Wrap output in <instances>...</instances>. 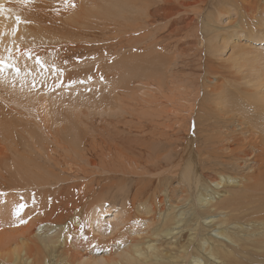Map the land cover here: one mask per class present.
Returning a JSON list of instances; mask_svg holds the SVG:
<instances>
[{
    "label": "bare ground",
    "instance_id": "1",
    "mask_svg": "<svg viewBox=\"0 0 264 264\" xmlns=\"http://www.w3.org/2000/svg\"><path fill=\"white\" fill-rule=\"evenodd\" d=\"M0 4L5 8L0 13V54L6 56L9 48L14 53L17 48L31 49L49 65L42 75L37 74L33 60L19 56L17 66L22 72L25 65L32 69L36 85L29 75L23 84L17 78L13 86L10 70L4 74L6 79L0 80V264H264V50L259 52L248 42L264 41V0H72L69 4L64 0H28L27 4L0 0ZM81 23L124 34L119 35L124 37L120 41L118 36H113L115 41L110 36L104 39L116 42L110 54L101 45L103 54L96 53L98 61L95 53L90 56L100 64V56L105 55L111 63L105 67L111 66L120 82L125 77L133 87L145 90L143 106L159 108V133L146 129L151 134H144L149 144L140 132L141 138L137 136L131 143L133 136H129L126 147V138L121 146L100 140L105 138L103 134L88 141L66 111L68 104H87L96 93L62 78L69 67L76 69L69 76L82 72L77 71L83 57L79 53L82 45L87 46L75 41L79 36L72 37ZM140 29L159 31V57L153 55V45L150 48L137 41L139 36L134 33L138 35ZM127 32L137 38L131 41ZM84 40L82 43H87ZM227 49L230 51L223 57ZM124 50L126 54L120 57ZM208 52L212 56L219 53L220 62L208 58ZM173 53L195 62L197 75L185 79L188 72L174 69ZM70 58L78 62L72 59L74 64L69 65ZM53 64L63 69L62 76L51 70ZM95 66L99 71V65ZM99 78L96 83L108 81ZM93 79H89L91 83ZM110 85L107 87L112 88ZM172 119L177 122L169 123ZM145 152H150L149 156L145 157ZM150 167L163 176L159 180L150 177ZM111 169L117 173L118 183L146 175L149 185L121 203L126 220L129 215L139 221L133 225L129 219L119 231L122 237L126 230L129 244L96 257L89 255V249L97 240L87 227L82 235L80 226L91 204L99 200L92 199L97 189L107 195L114 187L111 179L115 175L106 176L107 180L104 177L105 181L97 177ZM68 174L95 176L85 187L73 190L74 194L67 191L69 204L54 209L50 187L67 180ZM175 179L181 184L177 201L174 187L178 185L170 187ZM64 188L63 192L68 189ZM19 204L26 207L17 217ZM21 219L26 222L20 223ZM130 229L134 233L128 234Z\"/></svg>",
    "mask_w": 264,
    "mask_h": 264
},
{
    "label": "rangeland",
    "instance_id": "2",
    "mask_svg": "<svg viewBox=\"0 0 264 264\" xmlns=\"http://www.w3.org/2000/svg\"><path fill=\"white\" fill-rule=\"evenodd\" d=\"M84 24V23H83ZM82 23H81V26L83 27L84 25H83ZM81 26H78L77 27V32H76V35L75 36H72L73 35V33L71 34V36L72 37H76V36H79V38H77V40H75V41H78V43L79 44H85L86 46H87V48L84 46V45H82L83 46V48H82V50H81V52H82V54H81V52L78 54L79 56H80V58H81V56H83L81 59L79 58V56L77 57V58H79L80 60V62H79V67H80V69L81 70H77V71H82V72H78L79 74H77V76H75V75H71V76H69L68 74L69 73H71L70 71H72V69L69 67L68 69H66L65 70V77H64V75L62 76V78L63 79H65V78H69L68 79V82H70V81H76L75 82V84H80V85H82V86H80L79 88L80 89H83V88H87V91L88 90H94V91H96V93L94 94V96H90L88 99H87V104L84 102V101H82V102H79V103H77L76 105H70V104H68L69 105V107L66 109V111H68V112H70L71 113V116H72V121H74L75 123H76V125H77V127H78V129L81 131V133L82 134H85L86 136H87V138H88V141H91V140H89V139H91L92 137L91 136H93V137H97L98 139H100V140H104L105 142H113V143H116V144H120L121 146H123L124 144V147H126V145L128 144H130L131 142H132V139H136V140H138V138H141L140 137V134H139V132L140 133H143V134H141V135H143V139H145L144 141L146 142L147 141V143L149 144V142H150V139H149V137L148 136H146V135H144V134H148L149 133V131H147V130H150L151 131V133H153L154 131V133H159V131L157 130V129H159V108H157V109H152V108H154V106H147L146 104H145V106H143L144 105V103L145 102H143L142 100H144L143 98H145V97H147V96H143V93L145 94V90H143L142 88H139V87H133V85L131 84V82L127 79V78H123L122 80H121V82H120V80H119V78H117V75L114 73V71L113 70H110L112 67L110 66L109 68L108 67H105V66H108L109 64L111 65V63H108V61H106L107 60V58L105 57V55L104 56H100V58H99V60L101 59V61H99L100 62V64L97 62L98 61V53L100 52V54L102 53V49L101 48H104L103 49V51H107L106 53L108 54H110V52H111V48H113L114 46H115V44H116V42H114L113 44H112V42H107V40H104L106 37H109L111 40H114L117 36V40H121L122 38H124L123 36H120L119 37V35H124V34H121V33H119V32H117L116 30L114 31V28H110V29H108V32L106 31L107 30V28H106V30L104 31L103 29H105V27L102 29V26L100 27V29H99V27L98 26H94L92 29L90 28V27H86V26H84L83 28L81 27ZM81 27V28H80ZM86 27V28H85ZM95 27H96V29H95ZM85 28V29H84ZM87 28L89 29V30H87ZM101 29H102V32L103 33H101ZM81 30V31H80ZM84 30V31H83ZM100 32H98V31ZM113 30V31H112ZM145 30H148V29H143V31H141V29H140V31H138L139 32V34L137 35L136 33H134L135 34V36H139L138 38L139 39H137V41L139 40V41H141L142 43H144V44H148L149 45V47L151 48L152 47V45H153V47H152V51H153V55H155V56H158L159 57V31H152V30H148V31H146V33H145ZM91 33H90V32ZM112 31V32H111ZM80 32V33H79ZM83 32H85V34H86V36L84 37L85 38V40H84V38L82 39L81 38V36H83V35H85ZM97 32V33H96ZM114 32V34H110V33H113ZM142 32H143V35H141L142 34ZM106 33H108V34H106ZM115 33H117V34H115ZM128 33V32H127ZM151 33H153V35L151 34ZM83 34V35H82ZM88 34V35H87ZM95 34V35H94ZM100 34V35H99ZM103 34V35H102ZM106 34V35H105ZM128 34H130V36L132 35V36H134V34H131L130 32L128 33ZM149 34H151L149 37H147ZM156 34V36H154ZM105 35V36H104ZM116 35V36H115ZM140 35H141V37H140ZM93 36V37H92ZM99 36H101V37H99ZM115 38H114V37ZM129 36V35H128ZM127 36V38L128 39H132L131 41H134L133 39H136L137 37H135L134 36V38L131 36V37H128ZM152 36H153V38H152ZM87 37V38H86ZM91 37L93 38V39H91ZM94 37H95V41H94ZM122 37V38H121ZM157 37V38H156ZM89 38V39H88ZM96 38H99L100 40H99V43H100V45L98 44V42H97V40L98 39H96ZM108 38V41H111L110 39ZM121 38V39H120ZM152 38V39H151ZM69 39V38H68ZM68 39H66V40H68ZM79 39V40H78ZM87 39V40H86ZM115 39V40H116ZM127 39V40H128ZM83 40L84 41H87V43L85 42V43H82L83 42ZM89 40V41H88ZM106 41V42H104V41ZM114 40V41H115ZM149 42H148V41ZM69 41V40H68ZM136 41V40H135ZM151 41H153V42H155V44H153V42H151ZM104 42V43H103ZM128 42H130V40L128 41ZM147 42V43H146ZM243 42H244V40H243ZM249 43H252L253 45H252V48L255 46L256 47V49H258L259 50V52H261L260 50H264V41L261 43V42H257V41H248ZM69 44H70V42H68ZM75 42H73V45H75L74 44ZM89 43V44H88ZM91 43V44H90ZM93 43V44H92ZM106 43V44H105ZM109 43V44H108ZM149 43H151V45L149 44ZM61 44V43H60ZM112 44V45H111ZM263 46H262V45ZM90 45V46H89ZM93 45H95L96 47H98V49L101 47V45H102V47L100 48V50H97ZM108 45V46H107ZM260 47H259V46ZM94 47V48H92V47ZM107 48H109L110 49V51H109V49H107L106 50V47ZM111 46H113V47H111ZM85 47V48H84ZM89 47V48H88ZM154 47L158 50V52H156V50L154 49ZM254 47V48H255ZM92 48V49H91ZM86 49V50H85ZM96 50V52H94L93 50ZM93 52H92V51ZM83 51H84V53H85V55H83ZM86 51V52H85ZM99 51V52H98ZM151 51V52H152ZM229 51H230V49H227L225 52H224V54H222L223 55V57H226L227 56V54L229 53ZM91 52V53H90ZM104 52V53H105ZM93 53V55H94V53L96 54V56L94 55V58L96 57L97 58V61H96V59L94 60V58L92 59V57L93 56H90L91 54ZM105 53V54H106ZM262 53H264V51H262ZM103 54V53H102ZM122 54V55H121ZM126 54V51L124 50V51H121V53H120V57H123L124 55ZM174 54V55H173ZM172 55H170V58L173 60V61H175V66H174V69H181V70H185V72L188 74H186V76H184V77H188V78H185V79H191L192 77H194L195 75H197L196 74V69L194 68V65H195V62H193L191 59H186L187 60V62L184 60V57H181V56H178V54H175V53H173ZM209 52L208 53H206V56L209 58V57H211V58H213V60H214V58H216L217 60H215L216 62H220V57L221 56H218V54H216V56H212V54H209ZM211 55V56H210ZM89 57H91V60H89L90 58ZM102 57V58H101ZM77 58H76V60H77ZM181 58V59H180ZM74 60L75 62L74 63H77L76 62V60L74 59V58H70V59H68V64H69V62H70V64L69 65H73L74 63L71 61V60ZM84 59V60H83ZM103 59V60H102ZM70 60V61H69ZM189 60V61H188ZM87 61H93V62H89V64L87 63ZM94 61H96V62H94ZM105 61H106V63H105ZM110 62H111V59H110ZM73 63V64H72ZM90 63H91V66H90ZM93 63V64H92ZM105 64V65H103V64ZM95 64L97 65H99V66H97L98 67V70L99 71H97V68H96V66H95ZM87 65V66H86ZM102 65L104 66V68L102 67ZM76 66V68H78L77 67V65H75ZM82 66V67H81ZM72 67V66H71ZM90 67V68H89ZM93 67H95V68H93ZM100 67V68H99ZM73 68V67H72ZM88 70H87V69ZM79 69V68H78ZM84 69V70H83ZM91 69H92V71H91ZM93 69L94 70H96L97 72H99V73H97L96 71H93ZM105 70V71H104ZM193 70V71H192ZM74 71H76V69L74 68L73 69V71L72 72H74ZM102 71H104V72H102ZM92 72L94 73V72H96V74L94 73V74H92ZM106 72H107V74H106ZM183 73V75H184V72H182ZM82 74V75H81ZM87 74V75H86ZM93 76H91V75ZM98 74V75H97ZM101 74H104V75H101ZM112 74V77L110 76V75ZM105 75H107V76H109V77H107L106 78V76ZM77 78H75V77ZM102 76H104L103 77V79L105 80V78L106 79H108V81L107 80H105L104 81V85H105V87H104V85H103V82H99L100 84H101V86H102V88H100V86H99V83L97 82L96 83V80H95V78L97 79V80H99L100 78L99 77H102ZM73 77L76 79H73ZM84 77V78H83ZM86 77H88V78H86ZM89 77H91L93 80H92V83H93V86H92V83H91V80H89ZM117 79H116V78ZM87 80H86V79ZM99 78V79H98ZM112 79L113 80V78H114V80L113 81H115V82H113L112 81V83H111V81L109 82V80L110 79ZM151 80V79H150ZM81 81H83V82H81ZM86 81L87 82H90V84H86ZM95 81V82H94ZM100 81H103L102 79L100 80ZM152 81V80H151ZM126 82V83H125ZM153 82V81H152ZM118 83H119V85H118ZM154 83V82H153ZM68 84H71V83H68ZM95 84V85H94ZM108 84H112V85H110V86H112V88L111 87H107V85ZM71 85H73V84H71ZM114 85V86H113ZM122 85V86H121ZM85 86H87V87H85ZM126 86V87H125ZM117 87L118 88H123V87H125L123 90L122 89H117ZM129 88V89H126V88ZM54 88V87H53ZM109 88V89H108ZM117 89V91L116 90H114V91H112L113 89ZM131 88V89H130ZM133 88H135V89H133ZM100 89V90H99ZM103 89H106L104 92H103ZM112 89V90H111ZM142 90H143V93H142ZM67 92H70V90L68 89V90H66ZM107 91H109V93H107ZM125 91V92H124ZM117 92V93H116ZM130 92V93H129ZM139 92H141V93H139ZM86 93H90V92H86ZM107 93V94H106ZM110 93H112V94H110ZM118 93H120V94H118ZM99 94H102V96H104V99L106 100V102H104V101H102V99H103V97H102V99L100 100V98L98 97V96H100ZM118 94V95H117ZM96 95V96H95ZM98 95V96H97ZM107 95H109V96H111V98L108 96L107 97ZM123 95V96H122ZM125 95V96H124ZM93 97H96V99H98L99 98V101L98 100H91V98H93ZM127 97H128V99H127ZM140 97V98H139ZM129 99H131L130 101H129ZM137 99H139V100H137ZM89 100V101H88ZM120 100V101H119ZM138 102H136V101ZM155 101H157V103H158V101H159V99L158 98H156V99H154ZM124 101H126L125 103H124ZM132 101L134 102V103H132ZM90 102V105H88V103ZM98 102V103H97ZM112 102H113V104H112ZM129 102V103H128ZM94 103H96V104H94ZM101 103V104H100ZM137 103V104H136ZM142 103V104H141ZM92 104V105H91ZM139 104H141V105H139ZM85 105H87V106H85ZM98 105V106H97ZM97 106V107H96ZM124 106V107H123ZM139 106H141L140 108L142 109H139ZM83 109H82V108ZM92 107H95V108H92ZM118 107H121V109H122V107H123V110L121 111V109H120V111L118 110ZM145 107V109H143ZM81 108V109H80ZM85 108V109H84ZM109 108V109H108ZM136 108V109H135ZM80 109V110H79ZM126 109V110H125ZM153 110V111H149V110ZM79 110V111H78ZM86 110V111H85ZM97 110V111H96ZM100 110V111H99ZM96 111V112H95ZM111 111V112H110ZM156 111H158V112H156ZM77 112V113H76ZM85 112V113H84ZM84 113V114H83ZM99 113V114H98ZM83 114V115H82ZM91 119V120H90ZM84 120V121H83ZM124 120V121H123ZM149 120H150V122H149ZM132 121V122H131ZM177 122V120L176 119H172L171 121H169V123H171V122ZM179 121V120H178ZM83 122V123H82ZM114 122V123H113ZM149 122V123H148ZM152 122V123H151ZM179 122H181V121H179ZM130 123V124H129ZM91 124H92V126H91ZM126 124V125H125ZM132 124V125H131ZM154 126H152V125ZM106 126V127H105ZM148 126H150V127H148ZM84 127H88L89 129H87V131H86V128H84ZM143 127H144V130H143ZM118 128V129H117ZM120 128V129H119ZM129 128V129H128ZM141 128V129H140ZM148 128H150V129H148ZM151 128H155L154 130L153 129H151ZM85 129V130H84ZM108 129V130H107ZM132 129V130H131ZM147 129V130H146ZM90 130V131H89ZM97 130H100L99 131V134L97 133V131L95 132V131ZM102 130V131H101ZM120 130V131H119ZM121 130H123V131H121ZM126 130V131H125ZM127 130L128 131H130V132H128L127 133ZM86 131V132H85ZM112 131H114V132H112ZM119 131V132H118ZM132 131V132H131ZM147 131V132H146ZM101 132H103V133H101ZM118 132V133H117ZM121 132V133H120ZM123 132V133H122ZM133 132H135V133H133ZM173 132V131H172ZM132 133V135H130ZM151 133H149V134H151ZM96 134H98V135H96ZM100 134H103L104 135V137L105 138H103L102 139V137L103 136H101L100 137ZM115 134H116V137H114L115 136ZM117 134H119L120 136H117ZM122 134H124V135H122ZM109 137H108V136ZM134 135L136 136V137H134ZM106 136H107V138H106ZM121 136H123L121 139H120V137ZM124 136H127V137H124ZM129 136H130V138H129ZM137 136H139L138 138H137ZM146 136V137H145ZM100 137V138H99ZM110 137L112 138L111 140H108V138L110 139ZM124 138H126L125 139V141H124ZM93 139V138H92ZM106 139H107V141H106ZM128 139H130L131 141H130V143L128 142L129 140ZM123 141H124V143H123ZM149 141V142H148ZM144 142V143H145ZM122 143H123V145H122ZM127 143V144H126ZM147 143H145V144H147ZM150 153V152H149ZM149 153H147V152H145V154L146 155H144L145 157H147V156H149ZM156 155V154H155ZM153 156H154V154H153ZM152 155H151V158H152V160L154 161V159H155V157H153ZM99 166V165H98ZM84 168H85V166H84ZM145 168H147V167H145ZM87 169V168H86ZM167 169V168H166ZM112 171H111V173H110V171L106 174V175H104V174H100V175H97V177H101L102 179L104 178V177H108L110 174H111V176L112 177H114V175H115V177L114 178H112L111 179V181H113V182H115V184H116V186H115V184H114V187L110 190V192L108 191L107 193V195L104 193L105 192V190L103 191V190H101V192H99L98 190L99 189H97V191L94 193V195L92 196V199L95 197L98 201H100V202H98V201H94L93 203H92V200L90 201V203H92L91 204V207H90V209H88V212H87V214L84 216V230H86V227H87V229H89L90 230V235L91 236H93V237H95V239L97 240V241H99V242H97L96 240V242L94 243V244H92V245H98L99 246V251L97 250V249H95L94 247L93 248H90L89 249V255H92V256H96V257H99L100 255L102 256H104L105 254L106 255H108V253H110V252H116L117 251V249L116 248H120V249H123V248H125V246H127L128 244H129V242L127 241V239L125 238V235H126V230H124L123 231V235H122V237L121 236H119V231H121V230H123L124 229V227H125V225H126V223L129 221V219H130V216L128 215V217H129V219L128 220H126L127 218H125V217H127V214H124L123 213V207L121 206V203L123 202V204H124V201L128 198V200H129V198H131L132 197V195L133 194H136L137 192L136 191H140V190H142L143 188H145L147 185H149V183L147 182V176L146 175H142V176H144L143 177V179H141V176H140V179H135L137 176H131L130 178H129V180H127L126 182H124V183H121V182H119L118 183V181L117 180H119L118 179V175H117V173H115L114 174V172H113V169H111ZM149 171H150V173H148L149 174V176L150 177H153L154 176V178H158V177H160V176H163V175H159L161 172L159 171V169H157V168H155V167H150L149 168ZM152 172H153V174H152ZM113 174V175H112ZM155 174V175H154ZM69 175V174H68ZM67 175V180H65V181H63V182H60V183H58L57 185H52L51 187H50V189H52V193L50 194L51 195V197H50V200L53 198V200H55V201H51V204L53 205V208L54 209H56V208H58V205L59 204H61V207H62V205L64 206V203L67 205V204H69V199L67 198V191L68 192H71V193H73L74 194V191H76L77 189H79L80 187H82V186H84L85 187V184H88L89 182H90V180L93 178V176H95V175H91V176H88V177H85V176H81L80 174L78 175V174H74V176H68ZM77 175H78V177H77ZM152 175V176H151ZM164 175H168V173L166 172ZM81 176V177H80ZM103 176V177H102ZM146 176V177H145ZM77 177V178H76ZM107 177L106 178H104V179H106L107 180ZM117 177V178H116ZM103 179V180H104ZM114 179V180H113ZM158 180H159V178H158ZM177 179H175V181L174 180H171L170 182V187L172 188V187H174V185H172V184H176V185H178V187L176 188V187H174V193H177V194H173L174 196H175V198L176 197H180V190L178 189L179 187H181V184L179 185V183H178V181H176ZM88 181V182H87ZM105 181V180H104ZM157 181V180H156ZM85 182H87V183H85ZM133 182V183H132ZM134 182H135V184L136 185H134ZM124 185H125V187H124ZM145 185V187H142V186H144ZM175 185V186H176ZM121 188H120V187ZM155 186H156V184L154 183L151 187L153 188H151V191H154L155 190ZM58 187H60V190H61V192H60V190H59V188ZM64 187H68V189H66V190H64V192L62 191L63 189H65ZM134 187V188H133ZM117 188H118V190H117ZM124 188H126V189H124ZM122 189H123V191H124V193H121V191H122ZM173 189V188H172ZM56 190V191H55ZM59 190V191H58ZM70 190V191H69ZM73 192H72V191ZM125 190H126V192H125ZM179 190V191H178ZM102 191H103V194H102ZM111 191H114V192H111ZM117 191V192H116ZM127 191H128V193H127ZM60 192V193H59ZM136 192V193H135ZM99 195H98V194ZM112 193V196L110 195V194ZM116 193H117V195H116ZM58 194V195H57ZM131 194V195H130ZM65 195H66V197H65ZM97 195V196H96ZM105 196V198H107V199H102V196ZM116 195V196H115ZM128 195V196H127ZM148 195V194H147ZM146 195V196H147ZM177 195V196H176ZM99 196H100V198H99ZM111 196V197H110ZM114 196H115V198H114ZM120 196V197H119ZM181 196H182V194H181ZM184 196V195H183ZM118 197V198H117ZM60 198V199H59ZM94 198V199H95ZM112 198V199H111ZM117 198V199H116ZM115 199V200H114ZM174 199V197L172 198V200ZM178 199L176 198V200L175 201H177ZM64 201V202H63ZM67 201H68V203H67ZM101 201H103V202H101ZM112 203H111V202ZM184 201V200H183ZM97 202V203H96ZM127 203H130V202H128L127 201ZM132 203V202H131ZM185 203H186V200H185ZM185 203H183V205H185ZM96 204V205H95ZM122 204V205H123ZM55 205H57V207L55 206ZM130 206V208H131V204L129 205ZM102 207V208H101ZM107 208V209H106ZM109 208V209H108ZM122 208V209H121ZM105 209V210H104ZM111 209V210H110ZM119 209H121V212L119 211ZM102 211V212H101ZM106 213H105V212ZM118 211V212H117ZM122 213V214H121ZM140 214V213H139ZM139 214H137L138 216H141V215H139ZM126 215V216H125ZM139 218V217H138ZM131 220L132 219H130V222H131ZM126 221V222H125ZM136 221H137V223L139 222L138 220H135V222H134V220H132V224L133 225H135L134 223H136ZM123 222H125V223H123ZM131 225V224H130ZM138 224H136V226H137ZM109 226H110V228H109ZM88 227H90V228H88ZM139 227V226H138ZM145 227V226H144ZM117 228V229H116ZM136 228L137 227H135V229H133V231L134 230H136ZM143 228V227H142ZM141 228V229H142ZM88 230V231H89ZM129 231V232H128ZM131 229L130 230H127V232H128V234L130 233V232H133ZM135 232V231H134ZM133 232V233H134ZM106 233V234H105ZM105 234V235H104ZM103 236V237H102ZM119 249V250H120ZM99 255V256H98ZM100 256V257H101Z\"/></svg>",
    "mask_w": 264,
    "mask_h": 264
},
{
    "label": "snow or ice",
    "instance_id": "3",
    "mask_svg": "<svg viewBox=\"0 0 264 264\" xmlns=\"http://www.w3.org/2000/svg\"><path fill=\"white\" fill-rule=\"evenodd\" d=\"M71 2H72V0H64L65 4H69ZM21 3L27 4L28 0H21ZM4 11H5L4 5L0 4V13H3ZM9 11H11V10L9 9ZM15 19H16L17 24H19L21 22V17L19 15H17L15 17ZM19 56H24L28 59H32L34 65L36 66L37 74L42 75L43 72L48 70V68H49V65L43 60V58L40 57L39 55H35L31 49H24L23 51H21L19 48H17L16 52L14 53L13 50L11 48H9V49H7V55L6 56L0 54V80L6 79L4 74H5L6 70H10L14 74L13 79H12L13 86H14L15 80L17 78H19L21 80V83L23 84L24 78L26 76H29V75H32L33 78H32L31 83L33 84V86H35L37 83V80H36V75L33 74V72H32V69H30L27 65H25L23 72H22V69L17 66V58ZM77 59L79 60V58H77ZM65 63H67V62L65 61ZM51 70L59 72L61 76L63 75V69L57 68L54 64L51 66ZM89 79H91V77H89ZM101 79H103V77H101ZM41 82H43V81H41ZM75 82L76 81H70L69 83H75ZM81 82H83V81H81ZM25 207H26L25 204L17 205V207L15 209V215L18 217L20 215L21 210ZM25 222L26 221H24L23 219L20 220V223H25ZM80 228H81V234L83 235L84 225H81ZM109 228H110V226H109ZM84 239L87 240L88 237L85 235ZM92 247L96 248L98 251L100 250L98 245H92Z\"/></svg>",
    "mask_w": 264,
    "mask_h": 264
}]
</instances>
